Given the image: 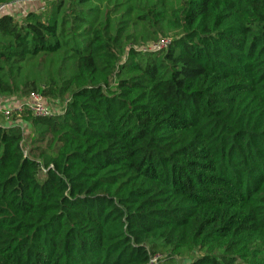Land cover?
Wrapping results in <instances>:
<instances>
[{"label": "trees", "instance_id": "16d2710c", "mask_svg": "<svg viewBox=\"0 0 264 264\" xmlns=\"http://www.w3.org/2000/svg\"><path fill=\"white\" fill-rule=\"evenodd\" d=\"M42 1L0 12V98L61 104L0 124V264H264V0Z\"/></svg>", "mask_w": 264, "mask_h": 264}, {"label": "rangeland", "instance_id": "374dc122", "mask_svg": "<svg viewBox=\"0 0 264 264\" xmlns=\"http://www.w3.org/2000/svg\"><path fill=\"white\" fill-rule=\"evenodd\" d=\"M42 0H8L7 3L3 4L0 7V12H6L13 15L15 18H19L23 15V13L27 10H41L43 7ZM23 98H19L17 96L0 98V107L7 106L11 107L14 103L22 102ZM44 104L48 106L50 112H58L60 110L61 104L58 101H52L49 99H45ZM1 116V115H0ZM20 119V118H18ZM20 121V120H19ZM21 130H22V145L26 148L29 144L30 138V128L26 122H22L21 120Z\"/></svg>", "mask_w": 264, "mask_h": 264}, {"label": "built area", "instance_id": "2783aa9c", "mask_svg": "<svg viewBox=\"0 0 264 264\" xmlns=\"http://www.w3.org/2000/svg\"><path fill=\"white\" fill-rule=\"evenodd\" d=\"M167 44V39H161L157 43L152 44L151 46L154 48H164ZM22 109H27L31 112V114L36 116H45L50 111L48 106L44 104V100L41 96L31 93L28 97L23 98L22 102L14 103L13 106H1L0 107V124L8 125L12 122L18 123V121H13V116H19V112ZM21 125V123H20Z\"/></svg>", "mask_w": 264, "mask_h": 264}]
</instances>
